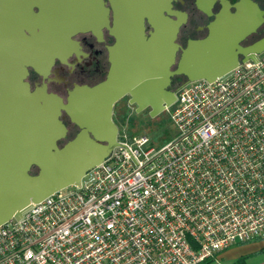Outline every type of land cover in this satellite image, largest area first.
<instances>
[{
    "label": "built area",
    "instance_id": "built-area-1",
    "mask_svg": "<svg viewBox=\"0 0 264 264\" xmlns=\"http://www.w3.org/2000/svg\"><path fill=\"white\" fill-rule=\"evenodd\" d=\"M174 136L116 145L77 185L0 225V264H202L264 238V50L177 87Z\"/></svg>",
    "mask_w": 264,
    "mask_h": 264
},
{
    "label": "water",
    "instance_id": "water-1",
    "mask_svg": "<svg viewBox=\"0 0 264 264\" xmlns=\"http://www.w3.org/2000/svg\"><path fill=\"white\" fill-rule=\"evenodd\" d=\"M102 1L95 0L92 32L106 27ZM168 1L119 0L122 17L115 23L114 43L107 48L104 78L92 87L73 86L62 102L43 87L29 90L24 80L27 67L40 73L54 57L64 61L65 50L48 47L57 39L47 23L56 19L47 5L60 0H0V225L18 219L30 203L77 185L84 172L108 155L116 145L111 108L121 97L127 96L134 112L147 110L153 117L174 101L167 89L171 76H181V85L212 81L239 62L255 61L264 50V34L241 45L264 21V10L254 2L218 0L220 7L211 14L214 0H195V7L212 19L202 38L189 39L180 48L174 39L184 15L177 18ZM33 6L37 13L31 11ZM143 18L151 28L147 37ZM68 37L66 33L58 40L66 44ZM61 111L78 128L65 141Z\"/></svg>",
    "mask_w": 264,
    "mask_h": 264
},
{
    "label": "flooded vegetation",
    "instance_id": "flooded-vegetation-1",
    "mask_svg": "<svg viewBox=\"0 0 264 264\" xmlns=\"http://www.w3.org/2000/svg\"><path fill=\"white\" fill-rule=\"evenodd\" d=\"M226 1L231 4L236 0ZM250 1L254 2L259 9L264 10V0ZM118 2L119 0L102 1V5L106 9V27L102 26L94 29V32H92V17L97 13L95 0H67V3L60 0V2L47 5L48 14H54L51 16L56 18L53 23H47L52 24L57 39L53 43H48V47L59 51L65 50L61 53L64 61L54 57L46 71L40 73H36L30 67H27L24 80L27 82L29 90L43 87L46 93L56 95L64 102L67 92L73 86L92 87L100 82L104 78L109 65L107 48L114 43L112 33L115 30V23H117L118 18L122 17L118 10ZM168 2L169 10L177 13V18H181V14L184 15L183 21L180 22L175 34L174 43L176 45L182 48L187 40L199 39L206 34V25L212 19V15L208 16L197 9L194 4L195 0H169ZM219 7L218 0H214L210 13L214 14ZM229 10L232 11L231 8ZM31 11L37 13L38 10L33 6ZM64 15L71 21H65ZM166 16L171 21L176 20L174 14ZM142 26L144 36L147 37L151 28L145 18L142 19ZM66 33L69 35V43H60L58 38ZM263 34L264 21L254 33L241 42V45H248ZM177 55L178 50L175 57ZM182 81L181 76H171L167 89L174 92ZM122 99L127 103V96H123L114 102L111 108V121L116 127L115 139L118 126L113 120L114 108ZM131 106L134 109V106ZM59 120L66 128L64 141L73 137L78 128L70 123L63 111L60 113Z\"/></svg>",
    "mask_w": 264,
    "mask_h": 264
},
{
    "label": "rangeland",
    "instance_id": "rangeland-1",
    "mask_svg": "<svg viewBox=\"0 0 264 264\" xmlns=\"http://www.w3.org/2000/svg\"><path fill=\"white\" fill-rule=\"evenodd\" d=\"M113 120L118 129H125L131 135H144L148 146L158 148L171 140L174 128L165 111L150 117L146 110L134 112L131 105L122 99L114 108Z\"/></svg>",
    "mask_w": 264,
    "mask_h": 264
},
{
    "label": "crops",
    "instance_id": "crops-1",
    "mask_svg": "<svg viewBox=\"0 0 264 264\" xmlns=\"http://www.w3.org/2000/svg\"><path fill=\"white\" fill-rule=\"evenodd\" d=\"M240 257L242 264H264V238L231 245L202 264H232Z\"/></svg>",
    "mask_w": 264,
    "mask_h": 264
},
{
    "label": "trees",
    "instance_id": "trees-1",
    "mask_svg": "<svg viewBox=\"0 0 264 264\" xmlns=\"http://www.w3.org/2000/svg\"><path fill=\"white\" fill-rule=\"evenodd\" d=\"M204 262H206V261H204ZM242 263H243V258L240 257V258L236 259L232 264H242Z\"/></svg>",
    "mask_w": 264,
    "mask_h": 264
}]
</instances>
